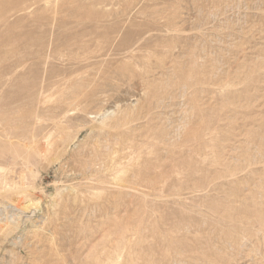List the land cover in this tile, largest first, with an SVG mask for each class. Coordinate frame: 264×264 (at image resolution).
<instances>
[{
  "label": "rangeland",
  "instance_id": "374dc122",
  "mask_svg": "<svg viewBox=\"0 0 264 264\" xmlns=\"http://www.w3.org/2000/svg\"><path fill=\"white\" fill-rule=\"evenodd\" d=\"M104 2L0 32V264H264V0Z\"/></svg>",
  "mask_w": 264,
  "mask_h": 264
},
{
  "label": "bare ground",
  "instance_id": "6f19581e",
  "mask_svg": "<svg viewBox=\"0 0 264 264\" xmlns=\"http://www.w3.org/2000/svg\"><path fill=\"white\" fill-rule=\"evenodd\" d=\"M86 1H89L86 3ZM125 1V0H124ZM44 2V8L47 9V12L44 13L47 19V23L48 25H50L51 27H58V26H64L63 24H66L65 21H67L69 18H74V22L79 23V19H80V15L83 13L82 8H85L84 6H86V12H87V17L90 18V21L93 22H88V23H96L99 19H103V17H107L110 15V11L108 8H106V6L111 5L110 2H104V0H0V32L3 31H7L11 29L12 26H14V21H12L11 19L16 18L18 16L23 17L27 14H31V13H37L38 14L41 13V11L39 12L40 7L42 6V3ZM101 6V8H99V11L96 13V15L93 17V15L91 16L92 12L95 10H92L93 6ZM42 9V8H41ZM37 11V12H36ZM132 13V12H131ZM41 15L43 16V13H41ZM32 16V15H31ZM79 17V18H78ZM116 17V16H115ZM40 18V17H39ZM83 19H85L84 17H82ZM87 18V19H88ZM82 19V20H83ZM101 19V20H102ZM84 21V20H83ZM82 22V21H81ZM73 23V22H72ZM81 24V23H80ZM83 24V23H82ZM73 25V24H72ZM78 25V24H77ZM70 26V24H69ZM90 26V25H89ZM60 28V27H59ZM58 29V28H57ZM82 32V31H81ZM89 33V32H87ZM79 34V33H77ZM82 34V33H81ZM85 34V33H84ZM90 34V33H89ZM15 36V35H14ZM76 36V35H75ZM85 37V36H83ZM88 37V36H86ZM3 39V38H2ZM0 39V43L1 40ZM4 40V39H3ZM16 42V41H15ZM85 55V54H84ZM121 62V61H120ZM125 63V61H123ZM118 69V68H117ZM116 70V69H115ZM123 67H122V71H123ZM128 70V69H126ZM75 71V70H74ZM119 71V70H118ZM121 71V69H120ZM76 72V71H75ZM71 71L72 75L75 73ZM80 72V71H79ZM76 73V75L74 74V76L72 77L70 74H67V77H63L61 79H51L48 80L45 84V86L43 87V91L42 93H63L65 91V87L64 84H71L72 81H76L73 85V92L74 93H88L87 90L85 89L86 87H84L85 84L79 83L81 80H84L82 78H84L86 76V72L84 73L85 75L83 76L82 73ZM84 72V71H83ZM115 72V71H114ZM70 73V72H69ZM120 74L122 72H119ZM89 74V73H88ZM116 74V73H115ZM106 75V74H105ZM125 74H123L124 76ZM129 75V74H128ZM88 76V75H87ZM117 76V75H116ZM121 76V75H120ZM127 77V76H124ZM87 78V77H86ZM90 78V77H89ZM94 78V77H93ZM111 78V77H110ZM116 79V78H115ZM87 80V79H86ZM89 81V80H88ZM90 82V81H89ZM92 83V82H91ZM90 83V84H91ZM73 84V82H72ZM71 84V85H72ZM78 84V86H77ZM71 85H69L71 87ZM88 85V84H87ZM67 86V87H69ZM99 86V85H98ZM114 86V85H113ZM94 87V86H93ZM115 87V86H114ZM96 88V87H95ZM101 89L102 86H101ZM100 89V90H101ZM94 90V89H93ZM68 91V90H67ZM70 91V90H69ZM96 90H94L95 92ZM98 93V92H97ZM68 94V93H67ZM70 95V93L68 94ZM93 95V94H92ZM47 97V96H46ZM63 97V96H62ZM61 97V98H62ZM72 97V96H71ZM70 97V98H71ZM91 98V97H90ZM88 98V99H90ZM46 99V98H45ZM79 99V98H77ZM47 100V99H46ZM63 100V99H62ZM65 100V99H64ZM76 100V99H75ZM74 100V101H75ZM48 101V100H47ZM73 101V102H74ZM65 102V101H64ZM72 102V100H71ZM63 103V102H61ZM68 103V101H67ZM70 103V100H69ZM86 105V104H85ZM83 107V105H82ZM87 107V106H86ZM55 115V114H54ZM53 116V115H52ZM50 117V116H49ZM56 117V116H55ZM53 119V118H52ZM54 120V119H53ZM51 121V120H50ZM49 121V122H50ZM54 124V123H52ZM50 124H47L43 127V130H48V128H46L47 126H49ZM50 145L47 144V148H49ZM8 220V219H7ZM7 220H5L3 222V225L0 226V229H3L2 232L4 233V235L7 237L12 231H13V224L11 225L9 222H7ZM14 263V262H12ZM16 264V263H15Z\"/></svg>",
  "mask_w": 264,
  "mask_h": 264
}]
</instances>
